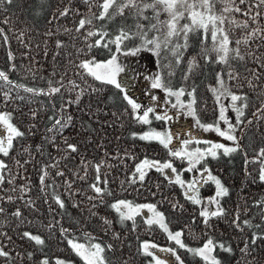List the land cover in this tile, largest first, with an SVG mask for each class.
<instances>
[{
    "label": "trees",
    "instance_id": "trees-1",
    "mask_svg": "<svg viewBox=\"0 0 264 264\" xmlns=\"http://www.w3.org/2000/svg\"><path fill=\"white\" fill-rule=\"evenodd\" d=\"M252 2L248 0V3ZM236 3L242 11L247 10V4H240L239 0ZM66 7L72 11L67 16H60ZM220 7L217 4V9ZM261 11L264 14V9ZM91 12H98L95 4ZM91 12L84 0H13L12 4L5 2L0 6V28L4 29L3 35L7 36L5 40L0 35V70L6 72L14 84L27 88L47 90L50 87L49 81L58 86L56 82L61 77L64 85L61 94L51 98L13 87L11 99L5 100L3 92L8 91V88L0 89V112L11 113L12 123L25 133L23 138L14 141L9 157H1L11 170L9 175L14 176L15 180L14 183H8L6 177L0 187V197L4 198L0 200V207L5 209L4 213H0V248L10 254L9 257H0V264H41L45 258L49 264H55L57 259L70 264H83L69 247L60 228L70 229L69 238H80V242H84L85 234H91L97 241L113 245V250L106 253L112 264H154L152 257L143 254V242L174 248L185 260V264H203L199 257L179 249L158 226L149 227L144 222L151 215L147 209H142L141 214L136 216L134 230L132 221L122 224L118 214L110 207L117 200L156 205L157 210L164 213L169 230L173 233L183 230L182 239L190 247H200L208 238L231 247L230 253L217 248L215 254L221 264H264V239H257L255 244L251 242L254 233L264 235V214L254 206L257 200L264 199V183L257 178L260 165H246L244 155L247 153V158L251 159L259 148H264V119L253 116L257 109L264 106V67H261L264 65V40L256 38L247 44L241 43L239 49L244 60L231 61L232 67L240 74L239 79L229 81L225 77L231 91L247 95L248 108L245 109L244 117L253 123L246 124L240 143L242 151L206 161L212 174H216L229 189V195L221 200L225 215L210 219V226L206 227L199 214V206L188 201L182 194L183 190L161 173L153 169L148 172L143 183H130L135 166L145 157L161 162L172 160L178 170L182 163L187 162L171 157L168 150L157 142L140 140L139 134L154 130L157 120L153 118L151 125L138 123L130 110L125 111L128 106L115 89L95 81L77 67L81 61L92 56L101 61L111 55L104 48L87 51L83 39L85 30L82 29L79 34L75 31L79 20L90 16ZM150 14L151 10L146 13ZM232 15L238 21L248 19L241 13ZM165 18L161 16V19ZM5 20L8 23H4ZM133 22L132 17L126 21L129 25ZM124 23L122 18L116 17L111 21L94 20L93 26L96 29L103 27L110 36H114ZM259 25L264 26V18L259 19ZM249 26L257 27L251 20ZM65 29L71 31L66 32ZM245 35L246 31L241 28H233L229 32L233 42L242 40ZM97 38L92 37L88 42H94ZM57 41H61L63 47H57ZM208 45H211L210 40ZM232 46L235 47V43ZM110 47L114 49L115 46ZM199 47V37L190 36V47L184 59L173 69L175 75L170 78L171 86L196 87L199 119L202 120V116L214 119L216 100L210 86L215 82L216 73L225 70L226 66L207 64L201 60L200 69L187 82L181 79L187 69V61L196 55ZM81 49L85 51L81 52ZM161 69L167 81L169 69ZM248 70H255L260 78L254 79ZM249 80L255 85L254 88L249 86ZM69 81H74L79 88L72 90ZM136 84L140 85L139 82ZM81 89L84 92L79 103L71 104L64 113L65 118L68 115L72 117L69 126L63 129L62 135L48 132L47 129L52 126L49 119L53 115L52 105L55 104L59 109L66 101H75ZM33 112L36 113L35 118ZM65 140L76 145L77 151L67 150ZM25 148L29 152H25ZM16 160L20 161L22 168L15 164ZM26 160L29 163L25 164ZM81 161L87 164L85 179L79 178L85 175ZM101 162V182L107 181L106 186L103 183L101 186L111 193L105 194L103 203L99 199H88L96 196L90 185L95 182L97 175L94 166ZM53 163H57V166L47 168L49 177L45 181L50 187L42 191L40 170ZM58 171L64 175L57 176ZM25 185L31 190L21 191ZM13 188L16 190L12 191ZM54 192L64 200L63 209L55 203ZM8 196L13 197L11 202L7 200ZM93 204L97 207L93 208ZM17 209L21 212L20 217L13 215ZM237 213L241 222L249 220L253 227L241 224L243 231L238 230L232 223ZM105 219L111 221L110 227L104 225ZM49 225L55 226L49 228ZM25 231L40 235L45 239V245L41 248L23 238ZM117 233L119 239L116 238ZM246 244L247 250L242 251Z\"/></svg>",
    "mask_w": 264,
    "mask_h": 264
},
{
    "label": "snow or ice",
    "instance_id": "snow-or-ice-1",
    "mask_svg": "<svg viewBox=\"0 0 264 264\" xmlns=\"http://www.w3.org/2000/svg\"><path fill=\"white\" fill-rule=\"evenodd\" d=\"M12 4L13 0H0V6L4 3ZM84 3L89 5V11L93 4L98 9V12H91L90 16L82 17L75 29L76 33H80L82 29L85 30L83 39L86 42L87 51H91L93 48H104L111 53L110 58L104 61H97L95 56L89 59L81 61L77 67L85 72L88 76L92 77L95 81L100 82L102 85L109 86L116 90L121 99L126 102L128 106L125 111H129L133 118L140 124L151 125L152 119L157 121H163L167 123L173 120V116L168 114V111H164L162 114L157 113L156 108L152 106L144 107L141 103H138L136 99L130 95L131 90L135 87L136 75L135 70L126 72L125 65L121 62L120 57H137L142 52H148L152 54L158 60V67L169 69L167 73V81L164 77L157 72L151 79V88L162 90L166 97L175 98V102L166 99V103L170 104L172 109H177L180 113H185L189 117L195 119L196 125L204 132H213L225 141L231 142V144H225L220 142H213L211 140L200 139H185L181 141V147L176 149L170 147L173 143V134L171 131H156L149 130L142 134H139L138 138L142 141L152 143L157 142L164 149L168 150L171 157L176 160L187 162V168L178 170L174 166L172 160L166 162L150 160L145 157L139 164L135 166V171L130 183L145 181L150 170H155L169 179L171 183L178 185L183 190V196L190 201L193 205L201 206L200 216L203 217V223L206 227L209 225V220L216 217H223L225 210L221 205V200L229 195V189L224 185L221 179L212 174L210 168L207 167L206 161L211 159H218L221 155L229 156L238 151H242L240 145V138L237 135L239 126L244 124L242 119L245 116V109L248 108V97L246 94H237L231 91L230 87L226 83L225 77L229 81H235L239 79V73L232 67V60H244V56L240 54L239 45L241 43L247 44L250 40L259 38L264 40V26L259 25V19L264 18L261 9H264V0H253L252 3H248V0H239L240 4H247V10H243L236 3V0H84ZM217 4L221 7L217 9ZM151 10L150 15H146ZM72 9L66 7L60 16H67ZM78 11V10H77ZM233 13H241L248 17L247 20L238 21ZM164 15L166 18L161 19ZM116 17L122 18L125 23L119 27L117 33L114 36L103 29V27L96 29L93 26L94 20L99 21H111ZM129 17L133 18V23L128 24L126 21ZM249 20L257 25L255 28H250ZM181 21H185L181 23ZM8 23L7 20L3 21ZM227 25V27H226ZM86 26H93L88 27ZM233 28H241L246 31V35L242 40H235L233 42L230 39L229 32ZM66 32H70V29H65ZM4 29L0 28V35H3ZM23 35V33H21ZM190 36H198L200 41L199 51L196 55H193L187 61V69L182 75L181 79L187 82L196 70L201 67V60L207 64H220L226 66L225 70L218 71L215 75L217 87H212L210 90L214 94L215 100L218 104V117L214 123H202L197 115V90L196 87H184L180 86L173 88L171 86V77L175 75L174 67L178 66L184 59V54L190 47ZM98 37L94 42H88L90 38ZM3 38L7 40V36L3 35ZM211 41V45H208V41ZM138 42V43H137ZM235 43V47H233ZM114 45V49L110 47ZM57 47H63L61 41H57ZM85 51L84 49L80 50ZM163 54V55H162ZM171 57V59L169 58ZM199 57V59H198ZM9 58L12 59L11 53ZM259 60V57H255ZM167 60V63L164 61ZM264 67V65H261ZM15 66L13 65V69ZM254 79H259V74L255 70H248ZM63 78L57 81L58 86L53 85L52 81H49L50 87L47 90L27 88L24 85L14 84L6 72L0 70V89L8 88V91H4L3 95L5 100L11 99L12 88H23L24 91L33 95H44L49 98L61 94V89L64 88ZM72 86V90L79 88L74 81H69ZM249 86L255 87L252 81H248ZM68 90V89H66ZM98 91V89H93ZM84 90L81 89L77 95L75 101H66L59 109L55 104L52 105L53 115L49 117L52 121V126L47 129L48 132H54L56 134L63 133V129L69 126L72 117L68 115L66 118L64 113L67 108L73 103H79L80 96L83 95ZM182 97H188L185 101ZM23 99V97H18ZM151 99L159 101V97L151 95ZM222 100L229 101L228 105L221 103ZM231 110L235 113V121L233 122L227 115V112ZM35 118L36 113H32ZM254 117L264 119V106L257 109L253 113ZM248 124H252V120L247 121ZM221 124L226 127L222 128ZM25 133L12 123L11 113H0V157H9L10 152L14 148V141H18L23 138ZM48 139V137H45ZM54 143V137L52 138ZM191 144H205L206 148H189ZM67 150L70 152H76L77 147L74 144H69L65 140ZM39 150V146H38ZM25 152H29V149L25 148ZM30 154V153H29ZM245 155V164H259L258 180L264 183V148H259L256 154L251 158H247ZM29 163V161H24ZM58 163V162H57ZM57 163L47 165L41 168V175L39 177V183L44 188L50 187L46 184V178L49 177L48 167H56ZM85 167V175L79 177L85 179L87 176V164L81 161ZM18 167H23L19 160L15 161ZM103 166V162L96 164L95 171L97 173L95 182L90 185V188L96 193L95 197H88L89 200L99 199L103 203V197L105 194L111 195L106 187H102L101 183L105 186L107 181L101 182L99 175L100 168ZM167 170V171H166ZM195 173L189 180L183 179V172ZM11 170L4 159L0 158V187L5 183L6 177L8 183H14L15 177L10 176ZM57 176H63L64 173L58 171ZM78 175V174H77ZM250 175V174H249ZM67 183V182H66ZM211 183L215 187V192L211 197H201L200 188L204 185ZM71 187V184L68 185ZM16 189L13 188L12 191ZM31 189L28 186L21 188V191L27 192ZM55 203L59 208L65 207L64 200L60 195L53 193ZM0 197V200H3ZM7 200L11 202L12 196H8ZM31 203V201H29ZM207 205H214L215 209L208 210ZM78 207V205H76ZM255 207L261 209L264 214V199L257 200ZM97 207L93 204V208ZM110 207L118 214L120 222L123 224L125 221H132L133 230L136 226V216L141 214L142 209H147L151 215L145 218V223L151 227L153 225L158 226L165 233H167L168 239L173 241L179 249H184L187 253H190L193 257H199L203 264H221L220 259L215 254L217 248L224 252H231V247H226L222 242H216L212 238H208L200 247L188 246L182 237L184 236L183 230L173 233L169 230L166 218L163 212L157 210V206L154 204H133L127 200H117L112 203ZM5 209L0 207V213H4ZM14 216L20 217L21 212L17 209ZM264 219V215H262ZM194 222V221H193ZM104 225L110 227L111 221L105 219ZM233 225L240 231H243L244 226L253 227L249 220L240 221L239 214L232 221ZM55 225H49L48 227H54ZM255 227H260L255 225ZM107 231V228L105 229ZM61 234L67 239V243L71 250L77 257L83 262V264H112L111 259L106 255L113 250V245L105 244L103 241H97L91 234H85L83 237L84 242H80V238L71 237L68 234L70 229L60 228ZM119 239V234H115ZM23 238H27L33 241L35 245H45V239L40 235H35L30 232H23ZM9 239H11L9 237ZM257 239H264L262 234H253L252 244L256 243ZM150 249H159L161 252H168L174 256L177 264H185V260L174 248H159L158 245L150 242L142 243L143 254L148 257H152L154 264H169L166 259H161L155 255ZM247 250V244L245 249ZM9 253L3 248H0V257H9ZM31 256V253L29 254ZM41 264H49L47 258L41 261ZM55 264H70L62 259H57Z\"/></svg>",
    "mask_w": 264,
    "mask_h": 264
},
{
    "label": "rangeland",
    "instance_id": "rangeland-1",
    "mask_svg": "<svg viewBox=\"0 0 264 264\" xmlns=\"http://www.w3.org/2000/svg\"><path fill=\"white\" fill-rule=\"evenodd\" d=\"M120 59H121V62L126 67V72H129L133 69L135 70V73L133 74L136 75V82L140 83V85L138 86L135 82V87L131 90L130 95H132L133 98L136 99L138 103H141L145 108L148 106H152L156 108L157 113L162 114L164 111H168V114L173 116V120L168 121L167 123L163 121H155L156 124L154 128V130L156 131H171V133L173 134V143L172 145H170V147L179 149L182 146L180 142L185 139H190V138L193 140H196V139L211 140L213 142H220V143H225L229 145L231 144V142L225 141L223 138L219 137L217 134L213 132H204L202 129H200L196 125L195 119L193 117L187 116L186 112L180 113L178 112L177 109H172L170 104L166 103V99L171 100L172 102H175L174 97L172 98L166 97V94L162 90L151 88V79L157 72H160L162 77L165 76V74L162 72L161 67L157 66L158 60L156 57H154L152 54L148 52H142L137 57L121 56ZM101 61H104V60H101ZM217 86L218 85L215 79V82L210 87L212 88V87H217ZM184 87L187 88L188 86H184ZM173 88L175 89L177 87H173ZM151 95H155L159 97V101L152 100ZM181 99L187 101L188 97H182ZM221 103L228 105L229 101L222 100ZM215 106L216 108H215L214 119H211V117L209 116H202L203 117L202 120L200 119L202 123L216 122L217 117H218L217 102ZM227 115L230 119L233 120V122L235 121V113L233 111L229 110L227 112ZM242 119L244 120V124L240 125L237 131V135L241 138H242V135L244 133V130H245V127L248 121L245 117H243ZM221 127L224 128L226 126L221 124ZM241 138H240V143H241ZM195 147L206 148L207 145L205 144L189 145L190 149L195 148ZM187 166H188L187 163H182L180 166V170L187 168ZM193 174L195 173H188L187 171H184L182 178L185 180H189ZM213 175L217 176L216 174H213ZM214 192H215V187L213 185H210V183L200 188V193L204 194L203 196L201 195L202 198L211 197L213 196ZM207 207L209 211H212L215 209L214 205H207ZM199 208H201V206H199ZM156 245L159 246V243ZM161 247L162 248H172L170 246H164V247L161 246ZM161 247L159 246V248ZM150 250L153 251L155 255L159 256L161 259H166L169 262V264H177L174 256H172L171 253L161 252L159 251V249H150Z\"/></svg>",
    "mask_w": 264,
    "mask_h": 264
}]
</instances>
